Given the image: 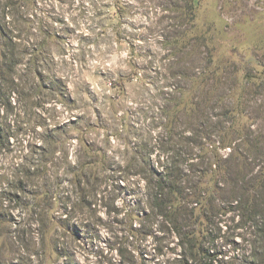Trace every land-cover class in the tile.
Listing matches in <instances>:
<instances>
[{
  "label": "rangeland",
  "instance_id": "1",
  "mask_svg": "<svg viewBox=\"0 0 264 264\" xmlns=\"http://www.w3.org/2000/svg\"><path fill=\"white\" fill-rule=\"evenodd\" d=\"M184 5L0 0V264H182L150 207V170L172 165L168 147L211 149L242 76L264 74V0H193L194 29ZM252 88L241 122L262 138L264 75ZM195 135L203 146L182 139ZM227 210L201 227L202 264L248 254L252 237Z\"/></svg>",
  "mask_w": 264,
  "mask_h": 264
},
{
  "label": "trees",
  "instance_id": "2",
  "mask_svg": "<svg viewBox=\"0 0 264 264\" xmlns=\"http://www.w3.org/2000/svg\"><path fill=\"white\" fill-rule=\"evenodd\" d=\"M182 1L185 5L179 9L182 12L181 16H184L188 23L186 26L194 29L193 0ZM186 26H183L184 29ZM184 29L174 34L177 35L174 37L176 43L177 40L183 39L186 32ZM1 40L2 38L0 42H3ZM1 57L5 59L3 55ZM207 63L211 64V61ZM2 75L0 70V76ZM262 75L264 74L261 73L260 77ZM201 76L204 77L205 74L194 77L199 80L203 78ZM260 77L251 73L242 76V89L239 90L236 101L229 106H223V112L219 114L225 125L221 128L219 125L216 127L214 135L216 139L212 141L211 149L205 151L202 147L195 154H180L176 149L168 147L167 149L172 151V165L165 166L160 173H156L154 169L150 170L152 175L157 176L154 180L155 194L149 197L150 207L178 237L182 249L178 262L182 264H202L209 253L200 248L198 241L203 233L205 238H208L209 231L202 228L203 225L208 226L212 223L210 216L212 217L214 209L225 211L228 209V212L239 217V228L248 229L252 239L249 241L248 254L244 256L242 263L264 264V136L262 138L254 136L255 134L242 127L241 122L249 120L245 109L249 101L245 96L251 92ZM203 82L204 79L201 83ZM177 103L179 105L178 101ZM180 105L189 111L186 105L181 103ZM190 106L191 111L199 115V105L190 103ZM165 124V127L167 124L170 125V130L168 138L163 143L170 145L173 142L171 131L173 121L169 116L165 118ZM203 124L207 125L202 121L197 125L201 126L199 129L204 132L203 135L206 133L210 135L212 131L210 132L209 128L206 132L207 126L203 127ZM195 137L182 139L203 146L198 136ZM204 138L207 140L209 136ZM183 140L175 144L178 146ZM225 150L229 152L223 154L222 151ZM184 162L187 165L186 170L182 169ZM152 179L151 176L150 181ZM187 223L198 224L199 227L196 231L184 229Z\"/></svg>",
  "mask_w": 264,
  "mask_h": 264
}]
</instances>
